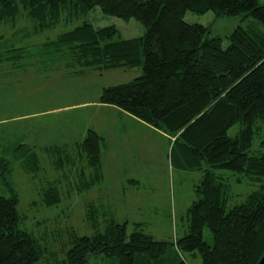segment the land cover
Returning a JSON list of instances; mask_svg holds the SVG:
<instances>
[{
  "label": "trees",
  "instance_id": "obj_1",
  "mask_svg": "<svg viewBox=\"0 0 264 264\" xmlns=\"http://www.w3.org/2000/svg\"><path fill=\"white\" fill-rule=\"evenodd\" d=\"M94 7L126 22H140L145 34L124 40L113 26L95 29L84 22L29 50L0 37V63H59L69 70L100 73L139 68L141 76L132 82L104 88L98 103L168 135L177 168L201 174L198 199L186 214L187 232L172 241L156 240L142 231L141 224L128 233L126 223L109 220L90 237L70 234L64 258L55 260L47 246L23 227L17 211L12 163L18 162L30 175L40 169L35 149L19 142L7 152L10 160L0 154V264H89L99 255L116 264H191L184 255L199 257L201 264H258L264 254V152L251 154V148L257 138L264 151V32L254 25L238 26L222 38L183 18L187 11L199 15L211 11L219 18L242 15L264 27V4L258 0H0V25L12 27L25 15L32 24L28 37L38 36L61 22L72 24ZM102 144L103 137L87 129L76 147L90 171L88 177L84 169L75 171L87 181L88 189L103 179ZM46 150L57 157L51 161L56 171L75 167L77 158L67 147ZM222 171L237 176V181L245 176L259 183V189L228 207L229 187L218 174ZM39 197L44 206H57L58 180L47 182ZM206 229L211 245L203 238Z\"/></svg>",
  "mask_w": 264,
  "mask_h": 264
},
{
  "label": "rangeland",
  "instance_id": "obj_2",
  "mask_svg": "<svg viewBox=\"0 0 264 264\" xmlns=\"http://www.w3.org/2000/svg\"><path fill=\"white\" fill-rule=\"evenodd\" d=\"M264 4V0H258ZM188 24H198L209 29L211 36L225 38L238 26L254 25L264 32L259 23L234 17H216L211 11L199 15L191 11L184 14ZM95 29L113 26L120 39L138 38L145 28L136 20L123 21L104 14L99 7L72 24L61 22L45 33L29 36L32 24L22 15L15 25H0V37L13 39L15 45L27 46L44 40H53L82 23ZM27 30L23 31V28ZM42 69V68H41ZM61 70L49 72L36 68L6 71L15 74L6 81L0 79V154L11 159L7 152L15 144L24 142L37 152L40 169L26 174L18 162H13L11 181L18 193V214L23 227L34 233L40 243L52 252L55 260L64 258L69 248L70 234L78 237L92 236L102 231L106 222L113 220L127 224L128 233L135 224L156 240L172 241L183 237L188 229L187 210L198 199L196 190L201 180L198 171H183L174 163L172 139L163 132L142 122L148 129L135 123L115 108L97 106L101 91L106 87L124 85L141 76V70L117 69L97 72L93 69ZM96 102V103H94ZM87 129L103 137L101 150L102 176L99 184L86 188L75 170L90 169L77 155V145ZM236 127L230 130L233 135ZM52 146H64L77 158L73 169L65 167L56 171L51 161L57 157L46 153ZM264 152L256 138L251 154ZM229 187V205L243 202L245 196L259 189V183L229 172H219ZM89 180L88 178H85ZM58 180L60 202L55 207L44 206L39 193L47 182ZM85 185V187H84ZM0 194L3 190L0 187ZM203 238L212 244L209 230ZM187 262L201 264L199 257L184 255ZM53 262V261H52ZM89 264H116L104 256H93Z\"/></svg>",
  "mask_w": 264,
  "mask_h": 264
},
{
  "label": "crops",
  "instance_id": "obj_3",
  "mask_svg": "<svg viewBox=\"0 0 264 264\" xmlns=\"http://www.w3.org/2000/svg\"><path fill=\"white\" fill-rule=\"evenodd\" d=\"M44 67H46L47 71H49L51 73L54 72V71L58 72V71H61L63 69L64 70H69V69H66L64 67V65L59 64V63H38V62H35V61H25V62H22V63H19V64H11V63H8V62H4V63H0V79H2L3 81H6L9 76H11V78L15 77V74H12L11 72L7 73L6 71H11V70L19 71V70L30 69V68H36V69H39V70H43ZM98 102H99V100L97 101L98 105L97 106H93V108H104V109H111V110H113L112 108H114V107H108V106L100 105ZM94 103H96V102H94ZM115 110L117 112H119L118 114H121L122 116H125L128 119L133 120L135 123L139 124L140 126H143L144 128L148 129V127L144 126L142 121L137 120V119L133 118L132 116H129L128 114L119 111L116 108H115ZM11 119H15V118L7 117V118H4L3 120H0V122L1 121L11 120Z\"/></svg>",
  "mask_w": 264,
  "mask_h": 264
},
{
  "label": "water",
  "instance_id": "obj_4",
  "mask_svg": "<svg viewBox=\"0 0 264 264\" xmlns=\"http://www.w3.org/2000/svg\"><path fill=\"white\" fill-rule=\"evenodd\" d=\"M258 264H264V254H263V256L261 257V259L259 260Z\"/></svg>",
  "mask_w": 264,
  "mask_h": 264
}]
</instances>
